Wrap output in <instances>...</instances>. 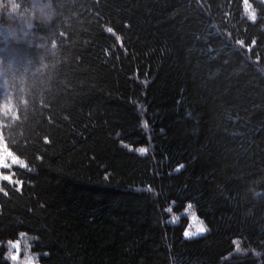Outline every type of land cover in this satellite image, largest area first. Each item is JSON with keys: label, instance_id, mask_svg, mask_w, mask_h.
Masks as SVG:
<instances>
[{"label": "trees", "instance_id": "1", "mask_svg": "<svg viewBox=\"0 0 264 264\" xmlns=\"http://www.w3.org/2000/svg\"><path fill=\"white\" fill-rule=\"evenodd\" d=\"M39 2L0 0V264H264V0Z\"/></svg>", "mask_w": 264, "mask_h": 264}, {"label": "rangeland", "instance_id": "2", "mask_svg": "<svg viewBox=\"0 0 264 264\" xmlns=\"http://www.w3.org/2000/svg\"><path fill=\"white\" fill-rule=\"evenodd\" d=\"M39 1H41V0H33V2H35V3H40ZM43 6L44 5L35 6L36 7L35 11L40 13V14H43L44 13ZM9 35H13V34L10 32H6V34H4L5 37H8ZM7 154H8V151L2 150V154L0 155V159L5 160L7 157ZM15 159H17L16 156L10 157V160H15ZM187 214L189 216V224L187 225V227L184 230V234L188 233V235H185V236H192V235H196V234L204 232L206 227H205L203 221L201 219H199L193 211L187 210ZM201 228L203 229V231H200ZM11 257L14 259L15 264H33V262L31 260H29L28 258H23V256L19 255L18 249H15L11 253Z\"/></svg>", "mask_w": 264, "mask_h": 264}, {"label": "snow or ice", "instance_id": "3", "mask_svg": "<svg viewBox=\"0 0 264 264\" xmlns=\"http://www.w3.org/2000/svg\"><path fill=\"white\" fill-rule=\"evenodd\" d=\"M253 16H254V14H253ZM140 151L143 152V151H145V149H140ZM22 166H26V165H22ZM7 179L10 180L11 178L9 177ZM200 231H203V229L201 228ZM185 235H188V233H185Z\"/></svg>", "mask_w": 264, "mask_h": 264}, {"label": "clouds", "instance_id": "4", "mask_svg": "<svg viewBox=\"0 0 264 264\" xmlns=\"http://www.w3.org/2000/svg\"><path fill=\"white\" fill-rule=\"evenodd\" d=\"M47 18H51V14H48Z\"/></svg>", "mask_w": 264, "mask_h": 264}]
</instances>
